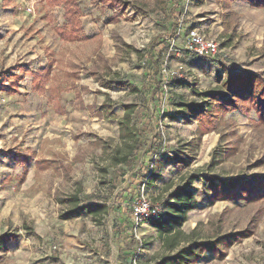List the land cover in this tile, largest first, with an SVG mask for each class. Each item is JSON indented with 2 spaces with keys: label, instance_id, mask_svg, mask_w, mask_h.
Listing matches in <instances>:
<instances>
[{
  "label": "rangeland",
  "instance_id": "rangeland-1",
  "mask_svg": "<svg viewBox=\"0 0 264 264\" xmlns=\"http://www.w3.org/2000/svg\"><path fill=\"white\" fill-rule=\"evenodd\" d=\"M65 1L0 0V239L9 241L0 264H157L170 252L152 222L135 226V198L144 192L161 205L186 177L202 175L242 178L248 191L236 201L211 199L204 181L195 182L198 208L181 244L245 233L222 248L223 259L209 252L198 264H264V123L249 103L190 123L181 108L228 74L264 79V7L175 0L173 13L171 0H123L124 15L111 21L115 12L102 0H68L80 23L70 42L58 31ZM194 28L218 41L216 58L171 51ZM48 63V78H36ZM109 80L138 91L107 89ZM128 105L134 135L123 139ZM183 148L189 166L170 160ZM146 172L161 179L148 186ZM91 204L107 212L63 218Z\"/></svg>",
  "mask_w": 264,
  "mask_h": 264
},
{
  "label": "trees",
  "instance_id": "trees-1",
  "mask_svg": "<svg viewBox=\"0 0 264 264\" xmlns=\"http://www.w3.org/2000/svg\"><path fill=\"white\" fill-rule=\"evenodd\" d=\"M104 4L112 7L115 14L111 18V21H115L116 17L124 15L127 5L123 0H102ZM254 6L264 7V0H246ZM174 7L171 11L176 12L175 8L178 7V3L175 0H171ZM65 19L64 24L58 31L61 39L64 41L75 42L77 40V32L80 29L79 23V12L77 11L76 5L69 1H65ZM176 18V16H174ZM169 35L173 38L176 34L173 29L170 30ZM151 56V62L157 64L154 60V55L149 53ZM51 64H47L44 68L39 69L35 72L36 78H44L46 80L51 73ZM22 69V68H19ZM39 83L36 84V89L39 88ZM113 86H120L130 89L133 92L138 90L127 81H116L109 80L104 84L105 88H111ZM195 95L199 97L200 103L194 102L191 105H182L183 114L188 119L189 123L193 121H199L203 117L205 119H212L215 121L220 115H224L229 110L237 108L239 103H249L256 110V114L259 117V121L264 123V79L254 75H240V74H228L223 82H218L216 88L206 92L194 91ZM134 106L128 105L125 107V118L120 122L121 137L123 139L130 138L134 135V126L131 125L130 116L133 113ZM206 133H202L200 136H204ZM136 145L130 148L126 159H130L134 155ZM183 148L177 154H174L170 158L175 164L184 163L189 166L193 158L188 156V153ZM183 155V156H180ZM184 157V158H182ZM164 160H168L165 157ZM145 183L148 186H152L158 180L160 176L154 173H147L144 176ZM203 180L205 187L211 194V199H216L221 196H227L233 201H236L243 197L247 193L248 182L242 178H231L229 180H222L217 176L213 175H202V176H189L183 181L181 185L172 190L167 199L161 204V217L152 221V225L157 229L160 239L166 250L170 252L168 255L162 256L157 264H198L200 263L206 253L218 254L219 258L225 257L222 248L225 246H231L240 239L249 237L245 233L225 235L215 240H198L189 239L186 244L182 245V237L185 236L182 230L184 224L188 221V215L190 212L195 211L198 208V201L193 192V186L195 182ZM260 191L258 188L257 190ZM72 203H78V197L72 198ZM107 207L101 204H91L81 208H73L67 212L63 218H76L82 214L91 216H97L101 213H106ZM8 236L0 239V249L5 247L9 241Z\"/></svg>",
  "mask_w": 264,
  "mask_h": 264
},
{
  "label": "built area",
  "instance_id": "built-area-1",
  "mask_svg": "<svg viewBox=\"0 0 264 264\" xmlns=\"http://www.w3.org/2000/svg\"><path fill=\"white\" fill-rule=\"evenodd\" d=\"M171 51H175L178 54L184 53L195 57L200 62H205L218 56L220 45L216 39L206 36L199 29L194 28L187 32L183 47L178 49L175 42H173L171 44ZM165 77L169 80L170 76L166 74ZM161 213V205L153 204L144 192H141L135 198L132 207V216L136 227L147 222L158 220L161 217ZM134 264H137V261Z\"/></svg>",
  "mask_w": 264,
  "mask_h": 264
},
{
  "label": "crops",
  "instance_id": "crops-1",
  "mask_svg": "<svg viewBox=\"0 0 264 264\" xmlns=\"http://www.w3.org/2000/svg\"><path fill=\"white\" fill-rule=\"evenodd\" d=\"M158 233V232H157Z\"/></svg>",
  "mask_w": 264,
  "mask_h": 264
}]
</instances>
